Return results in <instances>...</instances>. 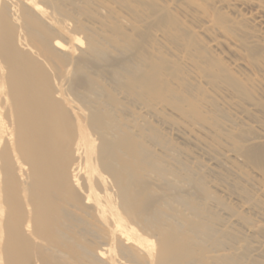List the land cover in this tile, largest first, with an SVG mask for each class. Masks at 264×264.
Returning <instances> with one entry per match:
<instances>
[{
    "label": "bare ground",
    "instance_id": "bare-ground-1",
    "mask_svg": "<svg viewBox=\"0 0 264 264\" xmlns=\"http://www.w3.org/2000/svg\"><path fill=\"white\" fill-rule=\"evenodd\" d=\"M132 1L0 0V264H264V182L242 168L264 170V134L225 110L264 87L168 4L135 0L178 50L150 38ZM192 5L200 33L225 24ZM220 142L228 175L193 155L218 158Z\"/></svg>",
    "mask_w": 264,
    "mask_h": 264
},
{
    "label": "rangeland",
    "instance_id": "rangeland-1",
    "mask_svg": "<svg viewBox=\"0 0 264 264\" xmlns=\"http://www.w3.org/2000/svg\"><path fill=\"white\" fill-rule=\"evenodd\" d=\"M134 1L131 2V5L135 7L134 9L142 10L145 17H148L149 15L150 21L151 19L153 20L152 22H150L151 27L150 26L148 28L147 26L145 27L149 31V33L147 32L149 37L151 38L152 35L162 36V40H163V38L167 36L166 38H169V39L163 40L165 41L164 42L165 44L167 40L166 46L168 48L176 47L177 49L178 48L177 45L179 44L176 41H174L169 35H166L167 34L165 33L166 31L163 32L164 31L163 28L164 27L167 28V26H164L163 24L162 25L163 28H162L161 24H157L156 21L158 18L153 14L154 9L148 7L149 5L147 3H146L147 6L145 4L144 6H141L140 4L137 3V1L135 3ZM159 1L163 5L168 4L170 6L169 7L167 5L169 7V12L167 14L169 15L168 16L169 18L171 17L170 19H175L176 21L179 20V22L180 20L181 21L184 20L185 22H187L186 24L189 27H191V30H193L195 34L198 37H200L204 42H208L209 40H213V39L216 40V42H214L215 45L210 46V49L214 51V54L216 55V57L219 59V61L222 63L224 67L228 69L230 68L232 70H235L236 68H238V71L242 75L244 74L249 77H254L258 79L261 82L262 86L264 87V41L260 43L261 47H251L250 46V42L252 41L253 36L260 34V33H264V0H193V2L191 0L190 3L188 0V3H189L188 5L186 3L187 1L185 2L184 0H159ZM171 2L175 3L177 7L173 6ZM194 3L196 5H200V10L197 11V15L204 20L215 21L217 17H220L219 13L224 14L226 16V20L224 22L225 24L223 23L225 26L222 25L221 26L222 28L216 26L215 29L209 34H203L197 31V27L199 26V23L192 21V20H188V19L186 21L185 14H184V12L191 11L190 10L191 7L189 8V6H191ZM133 13L132 15L131 13H128L130 14V16L126 13V17L127 16L131 17L128 19L131 22L132 20H134L137 23L136 19L133 18L135 17V14L133 16ZM241 17L249 18L250 21L248 23L242 22L241 24L243 25L241 24L238 26L231 25L232 20L240 21ZM157 25L159 26L157 27ZM152 26L157 27V29ZM227 27L229 29L231 28L230 29L231 31H227L229 30ZM145 28L143 30L141 29V31L145 32L146 31ZM157 32L159 33L157 34ZM162 33H164V35ZM253 40H255V38ZM168 45H170V47ZM176 49L173 48L171 49V51L176 50ZM235 64L237 65L236 68L234 67ZM208 93L218 103L219 106L223 105L222 103L223 97L221 96L220 93H216V92L214 93L211 90H208ZM251 98H252L251 99L252 102L238 100L235 106H232L229 108H226L224 106L225 110L229 111V113H231L232 116L242 117V119L245 120V122L251 125L253 129L256 132H258V134H264V132L260 129V125L264 124V108L262 107L264 100L261 99L260 95L253 93V92L251 93ZM245 110H249L250 115H252L253 117L243 116L242 112ZM206 128H209V126L204 125L203 129L195 130V133H194L195 136H197L198 139L201 141H205V136L201 133L205 132L207 130ZM220 145L221 146L217 147L218 152H216L217 155L218 154L220 155L218 158H216L213 154L211 156L209 155L208 157L207 156L200 157L201 152L199 151V149L201 148V145H198V149L195 148L196 151H193V155L196 156L197 158L199 157L198 167L204 164H211V167H215L217 169L219 165L222 166L223 164L221 163L222 160L220 157L223 153H225L227 149L223 142L222 143L220 142ZM188 147L192 149L190 145ZM229 158L232 159L231 157ZM242 168L244 172L248 175V177L258 182H264V170L257 168L251 163H247V165L243 166ZM218 170H220V173H222L223 175L224 174L228 175L226 173L227 170L225 171V167L222 168V170L218 168ZM207 181H208L207 184L211 188V191L213 193H215L218 196L223 197L225 200L227 199L228 202H231V203L236 202L232 197L229 196L231 195V190L230 189L227 190V192H230V193H226V191L224 190V188L226 189L227 184H225L224 182H221V180L220 181L215 180L213 176L210 177ZM247 189L250 190L248 187ZM260 221L257 220V222H260L261 224L264 223V219Z\"/></svg>",
    "mask_w": 264,
    "mask_h": 264
}]
</instances>
